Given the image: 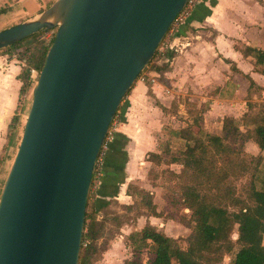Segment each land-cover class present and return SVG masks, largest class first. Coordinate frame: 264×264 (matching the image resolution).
<instances>
[{
    "label": "water",
    "instance_id": "1",
    "mask_svg": "<svg viewBox=\"0 0 264 264\" xmlns=\"http://www.w3.org/2000/svg\"><path fill=\"white\" fill-rule=\"evenodd\" d=\"M187 0H54L0 50L54 30L0 188V264H78L100 148Z\"/></svg>",
    "mask_w": 264,
    "mask_h": 264
},
{
    "label": "crops",
    "instance_id": "2",
    "mask_svg": "<svg viewBox=\"0 0 264 264\" xmlns=\"http://www.w3.org/2000/svg\"><path fill=\"white\" fill-rule=\"evenodd\" d=\"M53 1L43 0L45 6L33 12L29 1L0 0V17L10 16L16 9L24 15L27 9L24 17L12 23L14 26L37 16ZM165 42L155 65L166 69L160 73L148 71L147 77L135 80L110 126L109 148L101 166L104 177L95 191L97 207L110 202L119 207L133 205L134 199L126 193L128 185L152 196V187L139 186L136 176L146 174L150 164L148 154L160 153L162 130L166 134L167 129L162 121L183 119L180 115L185 105L203 109L202 126L205 128L209 123L217 126L216 136L220 135L223 118L234 121L248 118L254 108L258 111L256 116L262 115L260 108L264 101L253 105L254 100L246 96L250 90L263 92L264 65L255 64L243 50L264 51V0H199L190 16ZM19 72L20 66L13 58L0 55V164L8 160L7 150L14 145L13 157L24 120L20 114V128L9 135L8 126L18 105ZM247 142L253 143L247 140L244 144ZM118 176L124 179L116 192L114 178ZM153 198L151 204L159 213L161 209ZM140 212L130 219H122L94 264H114L118 256L130 253L126 241L129 234L139 232L146 224L154 227L155 221L162 223V217L152 216L144 208ZM116 213L122 214V211ZM125 260L128 258L117 264Z\"/></svg>",
    "mask_w": 264,
    "mask_h": 264
},
{
    "label": "trees",
    "instance_id": "3",
    "mask_svg": "<svg viewBox=\"0 0 264 264\" xmlns=\"http://www.w3.org/2000/svg\"><path fill=\"white\" fill-rule=\"evenodd\" d=\"M38 34L36 33L0 50L1 54L9 55L10 53L9 58L14 56L20 62V72L17 77L20 82L18 105L8 126L9 135H12L19 126L22 106L33 86L34 79L30 76L31 71L38 73L48 46L53 39L51 38L47 46L41 44V46L32 47ZM24 43L25 48L21 49ZM157 50L158 47L155 49L153 58L144 70L154 61ZM243 54L251 56L255 64L264 65V51L245 48ZM165 69V66H157L154 62V66L147 71L160 73ZM144 70L141 72L142 74ZM141 73L137 76V79L141 77ZM145 83L148 82L145 81ZM127 93L123 96L121 102ZM121 102L113 120H115L121 109ZM186 106L191 107V105ZM198 109L199 111L192 117L190 125L178 129H166V135L169 139L174 138L184 142L180 158L171 157L170 152L166 148L162 152L160 151L159 154H148L149 160L147 161L158 164L162 156L163 158H167L166 161L162 160V163H178L182 167L179 175L190 174L191 176L208 180L212 178L213 173L211 172L212 174H210L208 170L207 155L209 153L218 156L229 154L232 152V149L227 144L228 142L233 143L238 140L241 148L247 140H251L264 153V105L260 108L262 115H257V119L254 121V118L249 119V117H244L238 121L223 118L219 136L202 132L203 109ZM192 126L196 127V133L202 136L205 141L193 135L191 132ZM188 171L190 173H187ZM94 173H96V168H94L90 180V188L92 187ZM172 176L179 178L175 174H172ZM260 185L261 188L259 190H256L254 187L249 189L247 193L249 205L238 201L232 203V206L236 209V212L233 213H228L226 209L215 205L211 201H207L206 198L193 188L185 187L182 193L176 197L165 196L164 203L166 209L173 207L176 211L181 208L189 212V218L183 223V226L190 230V233L185 238V250H182L178 246L176 239L167 237L163 233L156 231L154 227L146 224L139 232H133L126 237L131 258L125 260L123 264H171L172 260L175 264H221L222 256L233 252L234 245L237 249L233 252L228 264H264V245L262 244L264 233V177ZM133 192L134 195L132 194ZM126 193L134 199L133 205L134 203L136 205L135 201L138 199L140 201L139 209L144 208L147 213L150 211V215L162 217L160 212H155V207L151 204V195L148 192L128 185ZM98 203V201L94 200L91 205L88 206L86 203L85 206L78 264H94L99 261L102 253L105 251L107 241L116 233L122 219H130L128 212H131L133 205L121 206L120 208L124 210V213L117 214L114 211L106 209L109 203H100L95 208ZM99 213L101 219H98ZM170 218H174L179 222L183 220L182 217L177 219L175 216H170ZM233 226H236V239L234 242L229 238ZM106 227L114 230L113 235L108 239L104 238L107 232L105 230ZM103 240H106L105 245L102 244ZM143 252L152 256L145 263L140 260Z\"/></svg>",
    "mask_w": 264,
    "mask_h": 264
},
{
    "label": "rangeland",
    "instance_id": "4",
    "mask_svg": "<svg viewBox=\"0 0 264 264\" xmlns=\"http://www.w3.org/2000/svg\"><path fill=\"white\" fill-rule=\"evenodd\" d=\"M26 1H29V3H32L33 12H37L45 6V3L43 2V0H24V2ZM29 10L30 9H28V11ZM25 13L26 14L28 13L27 9H26V12H24V15L16 9L12 11L10 16L0 17V31L13 26L12 23L16 19L24 17L26 15ZM53 35H54V30L39 32V34L34 40L35 42L33 43L32 47L33 46L38 47V46H41V44L43 46H47L51 38H53ZM166 39H167V36H164L163 40L161 41L163 42V45L158 46L157 55L155 59L160 57L162 52L164 51L165 49L164 42L166 41ZM23 48H25V43L22 44L21 46V49ZM5 55H8V54H5ZM12 58L20 66V62L17 59H15L14 56H12ZM155 59L154 61H152V63L149 66H147L146 70H144V73L143 74L141 73L142 75L140 78L148 76L147 70H149L152 66H154ZM34 74L36 75L37 73L34 72ZM34 81H33V84H34ZM29 94L26 97L25 103L22 106L21 114H23V116H25L27 108H28L27 99L29 97ZM246 97L248 100H254L252 102L253 105L258 104L264 101V90L263 92H260V90H250L248 91V95ZM240 99L244 100L243 97H240ZM255 100H257V102H255ZM124 102H126L125 98L121 102V108L123 107ZM252 103L247 102V104H250V105ZM193 107L194 105H192L191 107L185 105L182 115H180V118H183V119H178L176 120V122L175 121L169 122L168 120L162 121V124H166L163 127H166L167 129L168 128L175 129V128H181V127H186L187 125H190L192 117L195 114H197V112L199 111L198 108H193ZM256 112H258L256 111V108H254V110H250V112L248 113L249 119L254 118L253 121L257 119ZM18 127L20 128V126ZM21 129H22V125H21ZM108 130L109 132H111V129H108ZM201 130L202 132L206 134H210V135H216L217 132L219 133L217 126L215 127V125L211 123H209L208 126H206L205 128L204 126H202ZM191 132L193 133L195 137H199L200 140L205 141L202 136H199V134L196 133V127L192 126ZM18 140H19V137H18ZM18 140H17V143H18ZM161 140H162L160 142L161 152L162 150L167 148V151L170 152L171 157L180 158V152L183 151L184 142L176 140L174 138L169 139L168 136L164 134L163 130H162ZM227 144L232 149V152H230L229 154L218 156V155H213L212 153H209L207 155V163H208V168H209L208 170L210 174L213 173L212 178L208 180L200 179V178H197L196 176H191L190 174L189 175L188 174L179 175L180 172L182 171L181 170L182 167L178 163L177 164H166L164 162L162 163V160L163 161L167 160V158H163L162 156L158 164L150 163L149 165H147L148 167H146V174L142 172V174L136 176L135 181L137 182L139 186L147 187V188L148 186L152 187L150 189V192L152 193L151 198L154 197L153 199L156 205L158 206V209H161L160 214H162V223H157V221H155L156 223H154V229H157L158 231L162 230L165 236L176 239L178 246L182 250H185L186 248L185 238L190 233V230L183 226V223L189 218V212L181 208L176 211L174 210L173 207L166 209V206L164 203L165 196L168 195V197H172V196L176 197L180 193H182L185 187L193 188L201 196L206 198L207 201H211L215 205H218L221 208L226 209L228 213H233V212H236V209L232 206L233 202L235 201L245 202L246 204L249 205L250 203L247 198V193L249 189L251 187H254L256 190H259L261 188L260 182L264 177V153H262L256 147V145H254L251 142H247L241 148H240V142H238V140H236L233 143L228 142ZM14 148L15 147L13 145L10 149L7 150L6 157L8 158V160H5V162L3 161V164H0V184L1 185L9 169L11 160L13 158V157L11 158V156L14 152ZM108 148H109V145L104 152V157L101 159V162L98 168H96V173H94L92 187L89 188V193L87 197L88 206L91 205V203L95 200L94 198L96 194L94 195V192L99 186V183L101 182L102 177H104L102 175V169H101L102 164L101 163L104 162V158L107 154ZM187 173H190V171H188ZM172 174L179 176V178H174ZM123 179H124L123 176H118L114 178V182H115L114 189L116 192L119 186L122 185ZM132 194L134 195V192ZM136 200H137L135 201L136 205L134 203L131 212H128L129 218H131V216L133 215L135 216L141 213L140 212L141 208L139 209L140 201L138 199ZM106 209L114 211V212L122 211V214L124 213V210L120 208L115 202H110L109 206ZM172 215L175 216V218L177 219H180L182 217L183 220L179 222L175 220L174 218H170V216L173 217ZM98 216L100 217V214ZM160 224H162L161 227H160ZM105 230H107V232L104 238L108 239L111 235H113L114 230L112 228L110 229L109 227H106ZM229 238L232 242L235 241L236 226L232 227V231H231ZM105 242L106 240H103L102 244L105 245ZM262 244L264 245V233L262 236ZM236 249L237 247L234 245L233 252ZM233 252H231L228 255L224 254L222 256L221 264H228ZM151 257L152 256L150 254L143 252L140 256V260L141 262L145 263L149 259H151ZM124 258L130 259L131 253L125 254L124 256H118V258H116L113 262L114 264H117ZM171 264H175V262L172 260ZM201 264H204V263H201Z\"/></svg>",
    "mask_w": 264,
    "mask_h": 264
},
{
    "label": "built area",
    "instance_id": "5",
    "mask_svg": "<svg viewBox=\"0 0 264 264\" xmlns=\"http://www.w3.org/2000/svg\"><path fill=\"white\" fill-rule=\"evenodd\" d=\"M199 2V0H187L185 5L183 6V8L180 10V12L177 14V16L174 18L170 28L168 29L167 33L165 36L170 37L175 31L176 29L184 23V21L190 16V13L192 12L193 8L195 7V5ZM165 44L166 42H164V47H165ZM163 45V42L160 43L159 46H162ZM31 77L33 79H35L36 75L34 74L33 71H31ZM115 120H113L112 123H114ZM111 123V124H112ZM110 129V128H109ZM111 132H109V130L107 131V134H106V138L100 148V151H99V154H98V157L96 159V162H95V167L94 168H98L100 162H101V159L104 157V152L106 150V148L108 147V143H109V140L111 138ZM102 164V163H101Z\"/></svg>",
    "mask_w": 264,
    "mask_h": 264
}]
</instances>
